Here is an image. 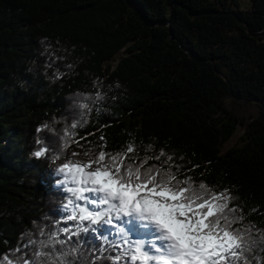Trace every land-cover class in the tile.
I'll return each instance as SVG.
<instances>
[{"label":"trees","instance_id":"trees-1","mask_svg":"<svg viewBox=\"0 0 264 264\" xmlns=\"http://www.w3.org/2000/svg\"><path fill=\"white\" fill-rule=\"evenodd\" d=\"M239 7L0 0V253L19 256L12 250L31 238L36 251L49 252L38 264H111V252L95 251L103 244L95 234L50 251L39 240L65 239L60 229L73 227L62 210L64 186L49 184L61 177L57 169L129 145L134 161L226 191L245 223L264 229V35L240 21L263 31L264 0ZM231 104L258 114L226 149L245 124ZM41 147L48 152L36 157ZM250 260L264 264V244Z\"/></svg>","mask_w":264,"mask_h":264},{"label":"snow or ice","instance_id":"snow-or-ice-1","mask_svg":"<svg viewBox=\"0 0 264 264\" xmlns=\"http://www.w3.org/2000/svg\"><path fill=\"white\" fill-rule=\"evenodd\" d=\"M95 99L103 97L97 94ZM79 106L89 109L87 102ZM47 152V147H41L34 155L43 157ZM133 152L131 145L123 153L102 150L85 159L64 162L57 169L69 194L62 209L73 227L60 229L65 239H58L56 233L47 241L39 240L40 249L50 251L52 245L63 246L91 233L103 242L97 253L111 252L106 257L111 264H251L250 254L264 244V229L245 223L243 211L232 204L229 193L212 192L204 183L180 179L148 159L134 161L128 155ZM133 221L151 228L155 238L133 239L126 227ZM113 228L110 234L116 239L110 241L104 232ZM36 244L37 240L29 238L12 250L19 256L0 253V264L46 260L49 252L36 251ZM53 264L66 262L57 258Z\"/></svg>","mask_w":264,"mask_h":264},{"label":"rangeland","instance_id":"rangeland-1","mask_svg":"<svg viewBox=\"0 0 264 264\" xmlns=\"http://www.w3.org/2000/svg\"><path fill=\"white\" fill-rule=\"evenodd\" d=\"M239 4H240V9L241 10H248L250 8V5H251V0H239ZM116 63V61H115ZM231 107L235 108L236 109V112L238 114V116L244 120L245 124H242L239 126L238 128V131L237 133L234 135V137L231 139V141L227 144L226 146V149L228 148H231L233 146H235L239 140H240V137L244 134L245 130H246V127H247V123H249L252 118L254 116H257V110L255 108H246V107H236L234 104H231ZM63 179V176H61L60 178H54L53 180H50L49 181V184L51 182H53L54 184L56 185H59L61 184L59 182V180L61 181ZM62 185V184H61ZM64 186V185H62ZM65 187V186H64ZM66 195L69 196V194L66 193ZM68 199V198H67ZM67 200H64L63 203H62V206L64 203H66ZM63 210V209H62ZM142 227V225H141ZM115 229H111L110 231L108 230H105L106 234L105 235H109L111 232H114ZM111 235V234H110ZM133 238V237H132ZM134 239V238H133Z\"/></svg>","mask_w":264,"mask_h":264},{"label":"bare ground","instance_id":"bare-ground-1","mask_svg":"<svg viewBox=\"0 0 264 264\" xmlns=\"http://www.w3.org/2000/svg\"><path fill=\"white\" fill-rule=\"evenodd\" d=\"M126 227L131 230L130 235L135 239H142L148 241V240H153L155 238V234L152 231V229L143 226L141 227L140 222L133 221L131 225H126Z\"/></svg>","mask_w":264,"mask_h":264},{"label":"water","instance_id":"water-1","mask_svg":"<svg viewBox=\"0 0 264 264\" xmlns=\"http://www.w3.org/2000/svg\"><path fill=\"white\" fill-rule=\"evenodd\" d=\"M255 5V2H253V6ZM246 27H247V29H248V31H249V33L251 34V35H253V36H260V35H264V30L263 31H260V32H256V31H254L252 28H251V26L248 24V23H246V22H244V21H242V20H240Z\"/></svg>","mask_w":264,"mask_h":264}]
</instances>
